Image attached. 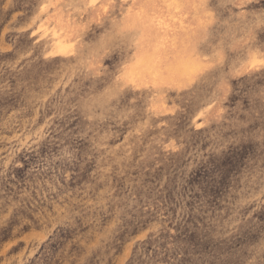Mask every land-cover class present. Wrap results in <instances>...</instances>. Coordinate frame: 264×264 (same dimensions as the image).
<instances>
[{
  "label": "rangeland",
  "instance_id": "374dc122",
  "mask_svg": "<svg viewBox=\"0 0 264 264\" xmlns=\"http://www.w3.org/2000/svg\"><path fill=\"white\" fill-rule=\"evenodd\" d=\"M159 44L163 72L190 44L231 57L226 98L172 91L134 132L178 160L119 152L133 92L80 108ZM0 264H264V0H0Z\"/></svg>",
  "mask_w": 264,
  "mask_h": 264
},
{
  "label": "bare ground",
  "instance_id": "6f19581e",
  "mask_svg": "<svg viewBox=\"0 0 264 264\" xmlns=\"http://www.w3.org/2000/svg\"><path fill=\"white\" fill-rule=\"evenodd\" d=\"M106 7H109L110 8L111 6H108L107 5ZM154 7L155 6H153V8ZM91 9H93V8H91ZM140 9H141V7H140ZM97 10H99V9H97ZM124 10H126V9H124ZM92 14H93V12H92ZM66 22H68V21H64L63 18L59 16L58 19L56 20V23H57V25L55 26L56 27V31L59 32L60 30H65L68 27V24H66ZM48 23H50V22H48ZM103 29H105V28H103ZM48 31L49 30H47V32ZM99 37H101V36H99ZM99 37H97V38H99ZM43 40L44 39H42L41 41H43ZM130 40L132 41V39H130ZM99 42H101V41H99ZM199 45H201V44H199ZM175 46L176 45H174V44H170V45L169 44H159V45H156V46L154 45V46H150V47L143 45L142 46V50L140 52H139V50H136L134 60L131 62V65L127 69V72H125V74L127 76H125V77H123L121 79H117V80L111 81L98 94H96L95 96H92L90 99H87L86 101L80 103V105H81L80 108H82L84 110V112L89 117L90 116L92 117L94 115V114H92L93 109H95L97 107L110 108L111 106H113L116 103V101H117V99L119 97L124 96L123 94H124L125 91L127 93L128 92H133V94H134L133 95L134 96V100H135L136 105L138 106V107L137 106L136 107L138 108V113L139 114L136 117L133 116V120L130 123V127H132L133 132L130 134L129 141L126 142V143L124 142V145L120 147L119 152L137 154L138 158L139 159H142V160H145L148 157H150V155L153 152H155V151H156V154L160 152V154H158L157 156H160L162 159H166L168 157L174 156L173 159L175 160V159L178 158V157H175V155L176 156L180 155V157H181L182 156L181 154H183L185 152L186 148H187V144H186V147L184 148L185 142L180 143V142H176V141L173 140L171 142L160 143V140L159 141H156V139H154V141H147L146 140V142H144V139H142L143 141L141 139H137L136 137L134 139V135H135L134 132L135 131L136 132H141L145 128L144 126L147 127L149 125V122H150V115H149V113L150 112H152L154 115H157V114L159 115V113L165 112V114H167L169 116H172L175 113H177L176 112L177 109L176 110H174V109L173 110H169V109L166 108V103H167L168 99L170 98L169 94L172 93V91H175L174 93H177V92L178 93H182L183 96L185 95L186 100H188V101H191L192 100L191 101V106H192V103H193L194 100L196 101L197 99H199L200 100V105H201L200 108H202V109H200V111L207 110L210 107L211 101L212 100H216L215 97L219 96V97L226 98L230 94V90H231L230 89V85H228V83H227V79L230 77V69H229V72L226 73V71L223 69V67H225L227 65H230L231 57L229 56L227 50L225 49L226 48L225 44L222 46L221 51L214 52L213 53L214 56L211 57L210 59H207L206 61L205 60H201V58H199V57L198 58L196 57V59H195V57H192V55H193V50H192L193 49V46H191V44H190V45L187 46V53H186V55L188 57L187 58H181V57L177 58L176 57L174 59H171V61H169V62L164 61L163 63H166V65L167 64L169 65V70L166 71V72H163L160 69L161 66L159 65V64H161L160 63L161 62V57L163 56L165 49H167V48H173V49H175ZM126 47H128V46H126ZM232 48L241 51L242 48H243V43L242 42L241 43H238V44L235 43L232 46ZM138 49H140V47ZM84 53H86V52H84ZM112 54H114V53H112ZM139 54L142 55V58H139V57L136 56V55H139ZM77 62H78V60H77ZM90 62H92V61H90ZM40 63H41V61H40ZM49 63H50V61H49ZM78 67H80V66H78ZM82 72H84V71H82ZM107 73H108V71H107ZM143 78H145V79L148 78V81H145ZM90 86H91V84H90ZM184 88H187V90H189L191 93L189 95H186V93L184 91H182V89H184ZM89 89H88V91H89ZM90 95L88 94V96H90ZM179 99H181V98L178 97V96L173 95V100L174 101H178ZM182 99H185V98L182 97ZM131 101H133V100H131ZM127 104H129V103H127ZM130 104H132V102ZM174 104H175V102H174ZM132 105H134V104H132ZM172 105H173V103H172ZM177 107H178V105H177ZM126 108H128V107H126ZM98 112H99V110L97 111V113ZM125 112L129 116L134 115L133 114L134 113L133 110L126 109ZM102 113L101 114L98 113V114L101 115V116H103ZM176 116H178V115H176ZM164 118H166V115L164 116ZM161 119H162V117H161ZM212 120H214V119H212ZM162 123H164V122H162ZM208 123H210V121ZM125 126H127V125H124V127ZM142 127H144V128L142 129ZM167 129H170V126ZM145 133H147V131H145ZM164 135H165V133H164ZM164 135H162V136H164ZM156 136H158V135L156 133H153V137H156ZM159 139H160V137H159ZM161 140H163V139H161ZM165 140L167 141L168 139H165ZM191 153H190V155H191ZM191 157L192 156H190V158ZM157 159H160V158L158 157ZM171 159L172 158H170L169 160H171ZM172 161H171V163H173ZM191 161L192 160H190V162ZM188 163L189 162H187V164ZM160 165H161V163H160ZM160 165H158V166H160ZM184 166H185V164H184ZM150 167H152V166H149V169H150ZM156 169H158V167ZM122 225H123V223H122Z\"/></svg>",
  "mask_w": 264,
  "mask_h": 264
}]
</instances>
